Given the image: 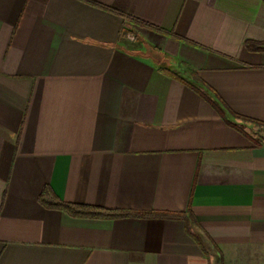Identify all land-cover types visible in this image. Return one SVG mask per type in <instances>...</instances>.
Instances as JSON below:
<instances>
[{"label": "crops", "instance_id": "obj_1", "mask_svg": "<svg viewBox=\"0 0 264 264\" xmlns=\"http://www.w3.org/2000/svg\"><path fill=\"white\" fill-rule=\"evenodd\" d=\"M0 264H264V0H0Z\"/></svg>", "mask_w": 264, "mask_h": 264}, {"label": "trees", "instance_id": "obj_2", "mask_svg": "<svg viewBox=\"0 0 264 264\" xmlns=\"http://www.w3.org/2000/svg\"><path fill=\"white\" fill-rule=\"evenodd\" d=\"M41 203L45 204L47 207H51L67 214L77 217V218H105V219H113V218H120V217H130V216H146V217H153V214H134L130 212H118V211H110L98 207L92 206H84V205H77L71 203H65L59 201L56 197H54L51 189L45 188L43 193L40 197ZM170 216V215H167ZM174 216V215H173Z\"/></svg>", "mask_w": 264, "mask_h": 264}]
</instances>
